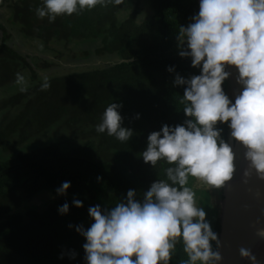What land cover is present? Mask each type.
Wrapping results in <instances>:
<instances>
[{
  "label": "trees",
  "instance_id": "trees-1",
  "mask_svg": "<svg viewBox=\"0 0 264 264\" xmlns=\"http://www.w3.org/2000/svg\"><path fill=\"white\" fill-rule=\"evenodd\" d=\"M143 1L152 15L140 22L146 14ZM42 4L0 0V264H87V241L76 228L87 230L94 222L89 208L98 205L106 212L126 204L129 190L142 203L151 185L167 180L166 169L175 167L164 159L155 166L145 163L142 153L152 132L190 119L180 103L184 86L174 81L201 72L191 58L179 55L178 40L180 27L192 22L199 4L123 0L52 23L37 17ZM222 88L230 99L227 79ZM111 103L122 105L121 126L133 133L125 142L96 131ZM58 123L91 128V136L81 145L54 142L6 155L14 137L17 146L27 147ZM216 127L228 143V124ZM65 181L71 186L60 195L56 190ZM74 199L83 207H75ZM65 203L69 210L61 214ZM205 212L218 236V216ZM212 246L216 250L217 243ZM187 261L178 238L168 264Z\"/></svg>",
  "mask_w": 264,
  "mask_h": 264
},
{
  "label": "clouds",
  "instance_id": "clouds-1",
  "mask_svg": "<svg viewBox=\"0 0 264 264\" xmlns=\"http://www.w3.org/2000/svg\"><path fill=\"white\" fill-rule=\"evenodd\" d=\"M109 3L121 5L123 0H43L35 12L52 23L59 16ZM191 20L179 29V55L191 58V66L201 72L188 79L177 75L174 81L184 86L180 103L190 119L152 132L142 153L145 163L155 166L164 159L175 167L166 169L167 180L151 185L142 203L129 190L126 204L117 203L106 212L98 205L89 208L94 222L87 230L76 228L87 241L83 245L87 264H168L178 238L183 241L187 264L221 261L220 252L212 246L216 242L219 247L218 236L187 186L192 177L210 188L223 189L234 178L236 153L221 139L218 122L228 124L231 137L245 149L243 182L247 184L253 175L264 181V0H200L199 12ZM226 66L238 69L237 82L243 86L234 103L222 88L230 75ZM121 106L109 104L96 131L125 142L133 133L121 126ZM70 186L65 181L56 191L64 195ZM73 204L83 207L79 199ZM68 210L67 203L58 209L61 214ZM256 236L264 240V226L257 228ZM239 254L257 264L250 249L241 247Z\"/></svg>",
  "mask_w": 264,
  "mask_h": 264
},
{
  "label": "water",
  "instance_id": "water-1",
  "mask_svg": "<svg viewBox=\"0 0 264 264\" xmlns=\"http://www.w3.org/2000/svg\"><path fill=\"white\" fill-rule=\"evenodd\" d=\"M198 4L200 0H196ZM230 73L228 91L230 100L235 102L236 96L243 91V86L238 81V69L234 66H226ZM230 123V122H229ZM228 143L236 153V173L232 181L221 190L223 200L220 205L221 223L219 234V247L221 261L218 264H251L239 254L241 247L250 249L257 259V264H264V240L256 236L258 227L264 226V181H260L253 175L245 184L244 171L247 163L244 161L242 145L231 137L229 128ZM206 187V186H204ZM213 193L214 188L207 186Z\"/></svg>",
  "mask_w": 264,
  "mask_h": 264
},
{
  "label": "rangeland",
  "instance_id": "rangeland-1",
  "mask_svg": "<svg viewBox=\"0 0 264 264\" xmlns=\"http://www.w3.org/2000/svg\"><path fill=\"white\" fill-rule=\"evenodd\" d=\"M144 2L145 1H143L142 4L146 10V14H145L144 18H143V16H141L139 18L140 22L145 21L144 19L150 18L152 15L151 9H149L148 6L146 5V3H144ZM132 5H133V3H132ZM143 15H144V13H143ZM27 52H28V50H27ZM90 130H91V128H84V127L67 129L63 123H58V124L54 125L53 127H51L50 129H48L47 131L40 133V134L34 136L33 138H31V140L28 142L27 147L25 146L22 148V146H17V144H16L17 137H14L7 144L8 150L6 152V155L15 154V152L19 151L20 149L30 150L31 148H34L38 145L40 146V145L54 143V142H59V143L63 144L64 146H68V147H71L74 145H81V144H83V142L88 137L91 136ZM196 183L198 184L199 187L200 186L201 187L207 186V185L201 184L197 180H196ZM38 202L42 203L43 200L40 199ZM206 217L209 218V216H207V215H206Z\"/></svg>",
  "mask_w": 264,
  "mask_h": 264
},
{
  "label": "flooded vegetation",
  "instance_id": "flooded-vegetation-1",
  "mask_svg": "<svg viewBox=\"0 0 264 264\" xmlns=\"http://www.w3.org/2000/svg\"><path fill=\"white\" fill-rule=\"evenodd\" d=\"M189 186L193 189V191L196 194V201L197 206L204 208V210L209 209L210 211H213L219 218V228L221 223V210L220 205L223 200V196L220 193L221 190H217L214 188L213 193L209 191L206 187H199L196 183V179L189 177ZM207 215V214H206ZM220 234V231H219ZM219 234H218V240H219ZM217 250V247H216Z\"/></svg>",
  "mask_w": 264,
  "mask_h": 264
}]
</instances>
